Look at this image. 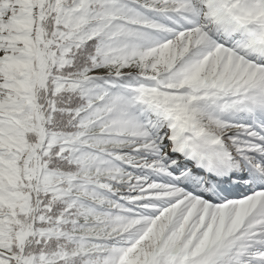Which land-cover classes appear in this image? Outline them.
<instances>
[{
	"label": "snow or ice",
	"instance_id": "snow-or-ice-1",
	"mask_svg": "<svg viewBox=\"0 0 264 264\" xmlns=\"http://www.w3.org/2000/svg\"><path fill=\"white\" fill-rule=\"evenodd\" d=\"M0 264H264V0H0Z\"/></svg>",
	"mask_w": 264,
	"mask_h": 264
}]
</instances>
